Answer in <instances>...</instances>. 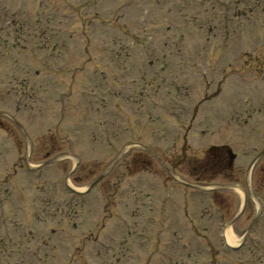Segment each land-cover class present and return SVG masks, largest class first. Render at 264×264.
<instances>
[{
	"label": "rangeland",
	"instance_id": "1",
	"mask_svg": "<svg viewBox=\"0 0 264 264\" xmlns=\"http://www.w3.org/2000/svg\"><path fill=\"white\" fill-rule=\"evenodd\" d=\"M0 111L9 264H264V0H0Z\"/></svg>",
	"mask_w": 264,
	"mask_h": 264
},
{
	"label": "bare ground",
	"instance_id": "2",
	"mask_svg": "<svg viewBox=\"0 0 264 264\" xmlns=\"http://www.w3.org/2000/svg\"><path fill=\"white\" fill-rule=\"evenodd\" d=\"M238 191L243 198L244 193L239 189H238ZM224 240H225L226 245H228V246H235L238 243V241L233 237V233H232L231 229H229V228L226 229L224 232Z\"/></svg>",
	"mask_w": 264,
	"mask_h": 264
}]
</instances>
